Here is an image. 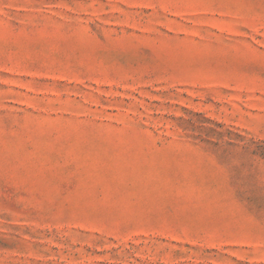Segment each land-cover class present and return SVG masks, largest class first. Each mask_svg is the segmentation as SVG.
Returning <instances> with one entry per match:
<instances>
[{
    "label": "rangeland",
    "instance_id": "374dc122",
    "mask_svg": "<svg viewBox=\"0 0 264 264\" xmlns=\"http://www.w3.org/2000/svg\"><path fill=\"white\" fill-rule=\"evenodd\" d=\"M0 264H264V0H0Z\"/></svg>",
    "mask_w": 264,
    "mask_h": 264
}]
</instances>
